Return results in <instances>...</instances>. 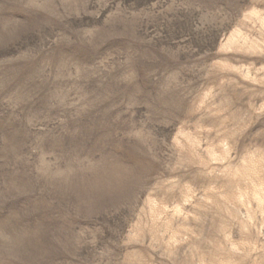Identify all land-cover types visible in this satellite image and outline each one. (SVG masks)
<instances>
[{"label":"rangeland","instance_id":"374dc122","mask_svg":"<svg viewBox=\"0 0 264 264\" xmlns=\"http://www.w3.org/2000/svg\"><path fill=\"white\" fill-rule=\"evenodd\" d=\"M0 264H264V0H0Z\"/></svg>","mask_w":264,"mask_h":264}]
</instances>
